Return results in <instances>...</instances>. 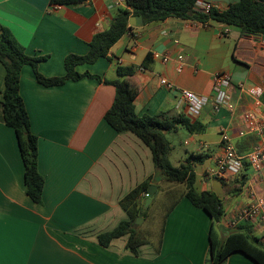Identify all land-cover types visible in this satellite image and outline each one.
I'll return each instance as SVG.
<instances>
[{
  "label": "crops",
  "instance_id": "crops-1",
  "mask_svg": "<svg viewBox=\"0 0 264 264\" xmlns=\"http://www.w3.org/2000/svg\"><path fill=\"white\" fill-rule=\"evenodd\" d=\"M202 1L225 9L238 0ZM125 5V0H86L70 5L51 4L50 0H0V33L2 27L8 28L28 55L44 58L37 64L40 74L62 76L65 57L86 54L93 35L106 30ZM155 53L159 57H153ZM118 66L135 69L129 82L139 115L182 113L205 126L199 133L189 132L185 143L192 142L195 147L180 161L191 153L199 155L193 159L199 192L211 190L214 180H207L203 173L220 154L223 133L241 155L254 145L253 134L238 135L246 126L244 112L256 110L239 85L264 86L263 40L213 20L201 23L168 17L133 25L106 57L77 66L79 72L100 80L85 76L44 86L37 82L30 65L21 68L19 90L30 129L37 136V168L44 179L42 201L36 203L25 191L16 134L3 119L5 71L0 63V264L207 263L212 218L185 197L184 183L168 181L156 170L150 149L138 137L116 132L104 119L115 88L103 80L126 79L118 77ZM223 70L230 74L227 92L233 109L222 106L215 111L209 101L193 116L178 92L161 83L165 79L176 88L211 98L212 76ZM261 104L264 106V93ZM241 174L246 179L237 190L236 179L223 186V213L213 224L214 234L222 240L231 232H242L256 238L264 249V227L254 220L236 218L249 200L248 190L264 194V163L259 169L244 164ZM150 176H154L151 184L156 191L148 206L158 194L171 200L157 239L146 238L148 243L141 245L137 254L125 247L126 235L108 246L99 244V233L128 219L120 199ZM145 199H140L142 207ZM224 264L256 263L234 251Z\"/></svg>",
  "mask_w": 264,
  "mask_h": 264
},
{
  "label": "trees",
  "instance_id": "trees-1",
  "mask_svg": "<svg viewBox=\"0 0 264 264\" xmlns=\"http://www.w3.org/2000/svg\"><path fill=\"white\" fill-rule=\"evenodd\" d=\"M86 0H50L51 4L70 5ZM197 0H125V7L119 8L112 18L109 27L93 35L88 43L86 54H69L64 59L65 73L62 76L45 77L39 73L37 64L41 57L28 55L22 45L15 39L10 30L1 28L0 63L4 67V88L2 91L3 119L11 127L18 141L20 155L24 165V183L26 194L36 203L42 201L44 186L43 176L37 168V136L30 129L29 116L19 90L20 72L24 65H30L38 83L44 86H56L66 80H77L82 77H95L88 72H79L77 66L93 63L100 57H106L110 47L130 30L129 18L141 16L143 22L163 20L177 17L208 23L210 20L238 27L242 35L258 36L264 41V0H238L225 9L212 7L208 13L195 7ZM135 72L133 66L117 67L118 77L114 80H103L115 88L114 99L104 114L107 124L118 133L131 132L149 149L157 171L168 181L185 184V197L196 207L203 209L211 218L209 240V257L206 264H224L225 258L234 251H239L251 258L256 264H264V249L258 245L257 239L242 232H231L222 240L214 234L213 224L223 213V204L212 190L199 192L195 188L194 160L199 155L190 154L179 165L174 166L169 155L170 141L166 133L185 128L190 133H199L205 126L198 120H191L182 113L160 111L149 115H139L135 111L134 95L129 77ZM193 160V161H192ZM150 176L130 190L119 201L128 214V219L120 221L113 229L99 233L97 240L102 246L122 236H127L125 247L137 254L141 245L148 240L141 236L135 228L136 217L141 216L140 199L148 192L147 188L153 181ZM234 190H237L246 179L245 174L235 178ZM227 183L222 182L225 186ZM163 226L161 227V233Z\"/></svg>",
  "mask_w": 264,
  "mask_h": 264
},
{
  "label": "built area",
  "instance_id": "built-area-1",
  "mask_svg": "<svg viewBox=\"0 0 264 264\" xmlns=\"http://www.w3.org/2000/svg\"><path fill=\"white\" fill-rule=\"evenodd\" d=\"M195 7L208 13L213 6L210 2L197 0ZM153 57H159V55L155 53ZM167 59L166 56L162 57L163 61ZM178 59L181 60L182 56H178ZM181 67V64H179L178 69L180 70ZM212 82L213 96L210 98L209 96L200 95L187 89L176 88L171 82L165 79L161 80V83L166 85L168 89L178 92L179 97L187 105L190 114L193 116L209 101H211L215 111L219 110L222 106L233 109L234 104L229 101L227 92L231 84L230 74L224 70L216 72L212 76ZM239 88L249 96L256 110L244 112L243 116L246 126L238 131V135L253 134L256 137V141L248 153L241 155L236 151L229 135L223 133L220 154L215 158L213 165L204 170L203 176L207 180H219L228 183L241 174L244 164H248L254 169H259L261 164L264 163V106L261 104L264 86L251 85L245 88L240 84ZM247 192L249 200L239 210L236 218L238 220H254L264 227V194L257 195L251 190ZM147 196L148 192L145 193V197Z\"/></svg>",
  "mask_w": 264,
  "mask_h": 264
},
{
  "label": "rangeland",
  "instance_id": "rangeland-1",
  "mask_svg": "<svg viewBox=\"0 0 264 264\" xmlns=\"http://www.w3.org/2000/svg\"><path fill=\"white\" fill-rule=\"evenodd\" d=\"M189 136V132L184 128L179 129L177 132L170 131L166 133V137L173 147L169 155V159L173 165H179L181 159L194 149V143H185ZM167 184L169 183L166 182L165 185ZM169 197L168 195L158 194L154 197L152 205L146 208L142 207V214L139 216L140 220L138 224L134 222L135 228L141 236L151 240L157 239L165 208L171 202Z\"/></svg>",
  "mask_w": 264,
  "mask_h": 264
},
{
  "label": "water",
  "instance_id": "water-1",
  "mask_svg": "<svg viewBox=\"0 0 264 264\" xmlns=\"http://www.w3.org/2000/svg\"><path fill=\"white\" fill-rule=\"evenodd\" d=\"M143 22L142 17L141 16H131L129 18V25L133 26V25H138L141 24ZM148 196L146 197L143 207H147L149 205V203L151 202V199L153 197V195L155 194L156 191V186L154 184H150L148 185ZM211 190L216 194V196L222 200L223 198V185L222 182L219 180H214L212 183V187ZM140 220V217H136L135 219V224H138V221Z\"/></svg>",
  "mask_w": 264,
  "mask_h": 264
}]
</instances>
